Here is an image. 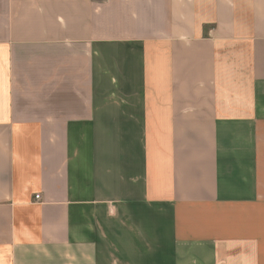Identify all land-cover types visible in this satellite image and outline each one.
I'll return each instance as SVG.
<instances>
[{
    "label": "crops",
    "instance_id": "1",
    "mask_svg": "<svg viewBox=\"0 0 264 264\" xmlns=\"http://www.w3.org/2000/svg\"><path fill=\"white\" fill-rule=\"evenodd\" d=\"M0 264H264V0H0Z\"/></svg>",
    "mask_w": 264,
    "mask_h": 264
},
{
    "label": "built area",
    "instance_id": "2",
    "mask_svg": "<svg viewBox=\"0 0 264 264\" xmlns=\"http://www.w3.org/2000/svg\"><path fill=\"white\" fill-rule=\"evenodd\" d=\"M36 200H40V196L39 195L36 196Z\"/></svg>",
    "mask_w": 264,
    "mask_h": 264
}]
</instances>
